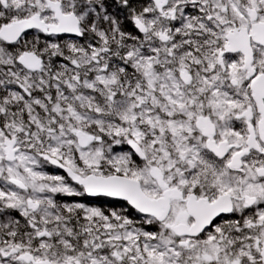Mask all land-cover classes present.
<instances>
[{"label":"snow or ice","instance_id":"1","mask_svg":"<svg viewBox=\"0 0 264 264\" xmlns=\"http://www.w3.org/2000/svg\"><path fill=\"white\" fill-rule=\"evenodd\" d=\"M0 264H264V0H0Z\"/></svg>","mask_w":264,"mask_h":264}]
</instances>
